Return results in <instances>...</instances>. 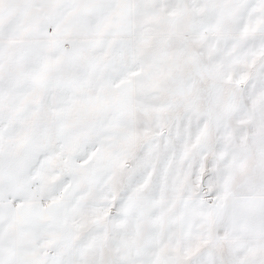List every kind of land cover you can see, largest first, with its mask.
Segmentation results:
<instances>
[{
  "label": "snow or ice",
  "instance_id": "1",
  "mask_svg": "<svg viewBox=\"0 0 264 264\" xmlns=\"http://www.w3.org/2000/svg\"><path fill=\"white\" fill-rule=\"evenodd\" d=\"M0 264H264V0H0Z\"/></svg>",
  "mask_w": 264,
  "mask_h": 264
}]
</instances>
